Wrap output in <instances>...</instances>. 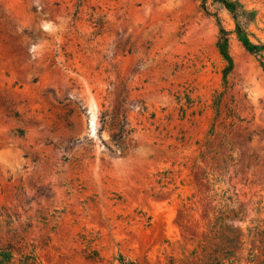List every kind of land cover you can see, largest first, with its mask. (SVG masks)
<instances>
[{
  "label": "rangeland",
  "instance_id": "1",
  "mask_svg": "<svg viewBox=\"0 0 264 264\" xmlns=\"http://www.w3.org/2000/svg\"><path fill=\"white\" fill-rule=\"evenodd\" d=\"M239 5L264 43V0ZM204 7L0 0L9 264H264V53L247 54L230 14ZM215 17L233 61L225 86Z\"/></svg>",
  "mask_w": 264,
  "mask_h": 264
},
{
  "label": "trees",
  "instance_id": "2",
  "mask_svg": "<svg viewBox=\"0 0 264 264\" xmlns=\"http://www.w3.org/2000/svg\"><path fill=\"white\" fill-rule=\"evenodd\" d=\"M202 8H205L204 5L207 0H199ZM211 3L221 6L225 11H227L233 22H234V30L233 35L236 38V41L241 45L242 49L249 55L258 56L264 53V43L256 40L254 35L249 33L238 21V11H239V1L240 0H210ZM216 18V17H215ZM217 25L219 26V22L217 18L215 19ZM254 40V41H253ZM216 50L224 64L222 68V85L225 86L227 77L231 73L233 69V61L229 54V43H228V33L224 31L219 26V37L215 44ZM262 70L264 72V67L262 66ZM219 95L217 96V100L219 99ZM217 107V104L214 103ZM120 112L123 114L122 119L119 120L118 116ZM111 119L113 121L112 129L116 130V134L113 135L114 139H117L119 143H122L127 139L129 134L132 132V129L129 128V124L127 123V119L125 116V111L122 110V105L115 107L114 111L111 114ZM11 252L10 251H0V264H9L11 262ZM109 264H134L133 261L126 259L122 255H118L112 262Z\"/></svg>",
  "mask_w": 264,
  "mask_h": 264
}]
</instances>
